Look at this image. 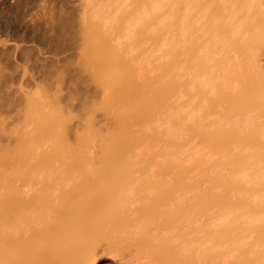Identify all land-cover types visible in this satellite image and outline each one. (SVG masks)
I'll list each match as a JSON object with an SVG mask.
<instances>
[{"label": "rangeland", "instance_id": "1", "mask_svg": "<svg viewBox=\"0 0 264 264\" xmlns=\"http://www.w3.org/2000/svg\"><path fill=\"white\" fill-rule=\"evenodd\" d=\"M100 1L111 8L114 18L102 26L100 34H96L90 25L87 26L89 18L85 22L79 20L83 8L81 0H0V53H5V59L0 54V72L13 75L14 80L9 86L13 95L16 92L18 94L17 89L20 92V85L23 84L22 89H30L32 93L35 91L42 100L51 101L53 96L57 95L64 106L65 102L70 103L68 107H64V113H67L65 127L70 126L72 129L64 128L65 139L75 145V133L86 134L87 132L82 131H88L87 126L92 124L95 132L90 134V131L87 134L95 135L90 154L96 157L99 148L96 135H107L110 130L116 129L117 124L116 114L114 117L113 111L110 113L105 111V108L120 105L119 101L122 99L118 97L119 93L114 95L113 99L109 97L106 83L109 80L111 82L112 78L119 83V90H122L127 81L125 75H132L133 81L136 80L135 83L143 87V92L146 88H150L152 92L158 90V95L155 93L157 100H154L155 104L152 103L154 107L151 109V117H140L141 119L138 118L139 121L137 119V123L134 122L132 126L134 134L138 135H135L138 140L136 139L137 143H134L131 151L134 161L132 169L142 174L146 169L155 173L165 166L171 168L170 170L174 168V172L175 169L179 170L180 164L188 167V170L180 175L191 188L188 187L190 189L185 194L184 204L180 206L182 210L178 208L175 215H179L178 221L183 220L185 224V252L196 257V260L198 258V264H228L247 253L251 257H257L260 253L261 257L264 255V242L261 240L264 238V207H260L264 205V101L259 100L256 94L251 96L254 95L251 86L255 83L250 81V87L249 82L242 83L245 90L241 88L236 97L244 98L246 101H238L247 105L242 107V104H237V101L232 99L230 101L233 103L235 100L233 104H237V107L230 106L231 109L227 110L222 106L227 105L225 107L229 108L230 104H225L226 97H220L221 94H218L222 91L221 88L191 86L198 73L208 66L216 67L218 71L220 68L227 74L232 73L228 76L233 75L234 81L238 80H235V75L241 77L239 80L243 77H246L245 81L249 80V73L246 71L252 62H246L245 59H249L252 51L246 40L248 33L230 28L226 21L231 10L236 9L239 3L236 0H212L203 15L197 13L198 7H195L190 15L192 27L184 29L179 21L175 23L174 18L175 11L179 18L182 17L183 0H165L160 6H154L153 0ZM137 17L139 20H136ZM50 18L51 25H57L59 28L60 25L63 26L62 23L58 24L60 18H65V31L60 35L63 39L57 38L60 40L59 44L49 39L56 32L53 26L45 22ZM221 21L224 25L222 30L219 28ZM89 23L96 25L99 21L91 18ZM43 32L48 34L42 35ZM64 40L66 41L63 42ZM174 48L178 50L176 53ZM96 54L99 57L92 58ZM96 58L98 62H102L99 64ZM7 61L11 62L8 64ZM94 64L98 65L99 69ZM126 66L130 67L129 70ZM107 70L110 74L107 75L111 77L109 80L104 79L102 85L101 80L97 79L100 77L98 74L102 73L104 76ZM129 71L131 75L125 74ZM117 75H120V79ZM249 75L251 77V74ZM169 77L174 78L176 92L173 95L162 92L163 81ZM26 83L30 86L25 87ZM252 87L255 88L254 85ZM246 88L248 92H245ZM152 92H149V95L146 92L147 96L153 95ZM221 93L223 95L224 92ZM227 98L229 100L230 97ZM199 99L204 100L202 117L192 122L195 127L199 130H212L215 128L213 121L217 120L221 130L216 129L221 132L223 130V135L229 128V131L234 129L242 132L236 134L234 131L235 135L231 132L230 136H223L219 132L225 139V144L218 147L222 150L214 149L216 146L209 140V135L208 138L204 135V139H200L203 136L199 135V138L187 129L191 123L188 118L192 113V106ZM13 111L15 112L12 110L8 114L9 117L3 121L6 125L0 122V132L6 131L11 137L18 136V132L29 128L22 120L14 121L13 115L16 113L12 114ZM240 111L246 113L245 116L250 117L249 120L236 121V113ZM229 139L235 142H229ZM259 140L263 144L259 143ZM227 143H230V150ZM18 145L16 140H12L8 147L11 150ZM171 161L173 165L175 162V167L179 166L175 168ZM222 177L224 179H221ZM228 178L237 180L238 186L235 185L236 188L232 187L233 189L227 185L225 187L224 181ZM218 179L223 180L222 183ZM202 193H205L203 196L207 199H202ZM207 193L211 198L206 196ZM213 197H220V201L223 199L224 203L216 198L214 200ZM253 226H256V229ZM257 226L263 230L260 234ZM178 230L176 227V231ZM175 243L178 247V242Z\"/></svg>", "mask_w": 264, "mask_h": 264}, {"label": "bare ground", "instance_id": "2", "mask_svg": "<svg viewBox=\"0 0 264 264\" xmlns=\"http://www.w3.org/2000/svg\"><path fill=\"white\" fill-rule=\"evenodd\" d=\"M164 1L153 0V4L160 6ZM178 1L176 0V2ZM183 1L182 17L179 18L175 11L174 18L175 23L179 21L184 29L192 27L190 15L195 7H198L197 13L203 15L206 14L210 2H212V0ZM236 2L239 3L237 8L231 10L226 21L230 28L241 29L244 33H248L246 40L252 52L249 59L245 60L252 62L249 70L246 71L251 74V77L248 74L249 80L245 81L246 77H243L244 80L243 78L239 80L241 77L235 75V80H238L234 81L233 75L230 76L232 79L228 76L232 73L228 72L227 74L218 68L220 73L215 69L216 67L208 66L202 69L191 83L192 87L201 85L221 88L222 91L218 94H221L220 97H226L225 104H230L229 108L225 107L227 105L222 106L226 110L232 107L236 108L239 99L243 101L244 98L236 97L241 88L245 90L242 85L244 82L255 83L253 84L255 88H253L249 82V87L252 85L254 94L251 96L256 94L259 100L264 101V0H236ZM81 4L83 8L79 20L85 22L89 18L87 26L90 25L96 34H100L102 26L114 18V12L103 1L81 0ZM91 18L97 19L99 24L89 23ZM60 20L58 24H63V26L60 25L61 28L51 25L52 18L45 21L56 31L54 36L49 39L56 41L57 44L63 39L62 36L60 38V35L64 34L66 26L65 18H60ZM136 20H139V17ZM223 27L221 21L219 28L222 30ZM41 34H46V32ZM46 35L44 37H47ZM40 37L42 39V36ZM58 37L60 40L57 39ZM228 39L229 37H227ZM174 51L176 53L178 50L174 48ZM4 55L1 57L4 58ZM96 56L97 54L92 58ZM96 59L98 62V58ZM95 66L98 67V65ZM127 67L129 70L130 67L126 66L125 68ZM109 70L111 73V69ZM109 70L106 71L107 73L104 72V76L102 73H97L100 77L96 78L99 79L98 81L101 80L100 84L103 85L104 79L109 80L114 75L112 72L109 77ZM125 74L131 75L130 71ZM12 76L11 73L2 74L0 72V122L6 120L9 117L8 114L15 110L12 113H16L13 115L14 117L12 116L14 121L22 120L29 128L18 132V136L14 137H11L6 131L0 132V264H198V258L196 260V257L185 252V224L183 220L178 221L179 215H175L178 208L182 210L180 206L184 204L185 194L191 188L180 175L186 169L188 170V167L183 164L176 165V167L179 166V170L175 169L174 172V168L170 170L171 168L165 166L155 173L146 169L142 174L132 169L134 161L131 151H133L132 147L138 136L134 134L132 126L140 117L142 119L151 117V109L157 100L155 93L158 90L152 92L150 88L149 90L146 88L147 91L146 89L145 91L148 95L149 92L155 95L150 94L148 97L146 92L142 91L143 87L139 83V85L135 83L136 80L133 81L132 75L130 80H128L130 77L125 75L127 81L122 90H119V83L113 81L112 78L111 82L109 80L106 83L109 91L108 96L112 98L119 93L118 97L122 98V103L119 101L120 105L105 108V111L108 110L110 113L113 111L114 117L116 114V129L110 130L107 135L105 133L101 136L96 135L98 140H94L98 142L99 148L97 156L93 157L90 150H92L91 145L95 135H90L93 136L90 137L87 134L90 131V134L95 132L92 129V124L89 123L91 125L87 126L88 131H82L83 133L87 132V135L80 134V132V135L75 133V141H73L75 145L70 144L65 139V132H63L70 127H65L67 113H64L70 103L65 102L66 106H64L57 95L53 96L51 101L42 100L35 91L32 93L30 89H22L23 82H19L22 84L20 92L17 89L18 94L16 92L13 95L9 88L14 80ZM117 76L120 79V75ZM173 81V77L163 81L162 92L164 94L173 95L176 92ZM24 86L30 85L26 83ZM176 88L178 89V87ZM31 89L33 90V87ZM247 89L245 92L249 91ZM221 92H224L223 95ZM228 96L229 100H227ZM232 99L237 101L236 107L233 104L235 100L233 103L230 101ZM222 100L224 101V99ZM203 101L199 99L192 106V113L188 118L191 123L188 124L187 129L191 134L203 136L202 138L199 136L200 139H204V135H209V140H212L213 145L216 146L214 149L222 150L219 148L225 144V139L220 135L221 133L223 135V130L221 132L216 129L220 127L217 120L213 121L215 128L212 130L209 128V131L199 130L192 124L202 117ZM58 102H61V105ZM114 103L116 104V102ZM239 104L241 105L242 102ZM244 105L242 104V107H245ZM51 107L52 109H50ZM236 114V116L234 114L236 121H246L250 118L241 111ZM142 121L140 122L142 123ZM232 121L236 123L234 119ZM219 123L221 124V121ZM64 128L66 129L64 130ZM70 128L72 129V127ZM219 129L221 130V128ZM229 129L226 134L230 136L231 132L234 133L235 130L229 131ZM226 134L224 132L223 136ZM154 136L157 135L154 134ZM12 140H16L19 145L10 150L8 145ZM209 140L207 141L209 142ZM238 140L240 139L238 138ZM230 141L233 139H229ZM258 142L261 143L260 140ZM229 145L230 143L228 149ZM230 157L232 158V156ZM170 163L172 164V161ZM171 164H167L168 167H172L173 164ZM218 180L220 181V179ZM224 182L225 187L227 185L231 189H233L232 187L236 188L235 185L238 186V181L235 179L228 178ZM228 193L230 192L228 191ZM204 194L202 193L201 196ZM213 194L215 196V193ZM207 197L211 198L209 195ZM216 197L213 199L215 200ZM205 198L202 197V199ZM216 200L220 201V197ZM228 200L232 201V199ZM228 200L226 201L229 203ZM260 207L263 209L264 205ZM258 226L260 234L263 226L260 224L262 229ZM176 227L179 228L178 231H176ZM253 227L256 229V226ZM261 240L264 242V238ZM175 241L178 242L179 248ZM259 254H255L257 257H251L248 253L243 254L228 264H264V255L261 253L263 256L260 257Z\"/></svg>", "mask_w": 264, "mask_h": 264}]
</instances>
